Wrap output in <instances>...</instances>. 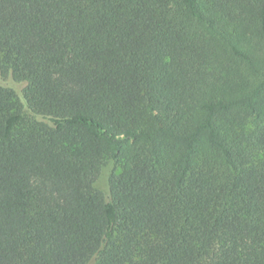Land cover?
I'll use <instances>...</instances> for the list:
<instances>
[{"label": "trees", "instance_id": "obj_1", "mask_svg": "<svg viewBox=\"0 0 264 264\" xmlns=\"http://www.w3.org/2000/svg\"><path fill=\"white\" fill-rule=\"evenodd\" d=\"M0 264H264V0H0Z\"/></svg>", "mask_w": 264, "mask_h": 264}]
</instances>
